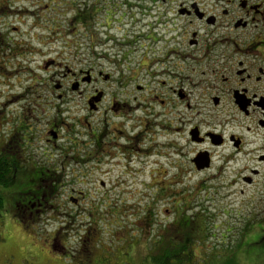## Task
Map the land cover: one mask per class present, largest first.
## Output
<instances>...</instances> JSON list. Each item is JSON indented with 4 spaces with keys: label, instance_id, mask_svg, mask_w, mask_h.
<instances>
[{
    "label": "rangeland",
    "instance_id": "rangeland-1",
    "mask_svg": "<svg viewBox=\"0 0 264 264\" xmlns=\"http://www.w3.org/2000/svg\"><path fill=\"white\" fill-rule=\"evenodd\" d=\"M183 1L188 0H101L94 32L81 28L72 36L74 30L68 32L66 27L72 12L62 7L65 0H0V34L25 45L17 56L8 57L0 50V142L25 122L33 126L27 136L30 143L23 150L26 159L30 157L43 167H59L65 159L63 153L44 141L46 125L58 113L53 85L58 79L55 76L62 74L59 69L44 65L50 60L74 72L94 66L95 71L111 74L114 82H128L124 89L116 83L96 84L107 92L101 113H105L115 94L117 100H125L124 90L129 93L131 108L126 109L131 120L126 129L138 126L143 109L151 114L155 111L150 99L145 98L156 92L155 82L141 69V61L146 56L155 58L157 47L142 36L159 33L156 20L157 12L163 11L158 9L162 2H173L175 6ZM112 10L111 20L103 23L105 13ZM94 38L98 39L94 42ZM30 49L34 52L29 53ZM62 84L66 85L64 81ZM92 86L86 90L92 91ZM138 87L147 90L140 91ZM68 100L61 106L64 117L72 123L73 131H82L84 127L78 125V120L86 113L84 101L76 94H70ZM190 107L178 109L181 127L204 121V125L221 128L225 133L240 131V119L227 105L223 110H213L211 104L192 100ZM102 120L104 116H94L93 128H100ZM245 125L253 124L249 121ZM154 140L155 143L147 144L155 146L151 157L133 156L131 162L116 159L115 166L93 169L87 180L67 177L64 191L52 202L57 212L48 213L30 228L13 216L12 205L8 202L6 206L3 197L6 208L0 214V229L9 233L14 242L0 256V264H155L153 258L163 249L165 254L172 243L169 237L179 230L176 222L189 227L188 217L197 220L190 235L195 241L193 264H264L262 176L252 187L239 182L229 188L223 178L209 183L206 178L210 173L194 172L187 159L176 165L178 159L173 150L161 145L167 141L160 134ZM180 142L183 145L186 139ZM65 144L69 142L58 143ZM22 189L21 184L0 187V193L16 197ZM69 195L77 204L70 202ZM56 237L64 249L52 248Z\"/></svg>",
    "mask_w": 264,
    "mask_h": 264
},
{
    "label": "flooded vegetation",
    "instance_id": "flooded-vegetation-1",
    "mask_svg": "<svg viewBox=\"0 0 264 264\" xmlns=\"http://www.w3.org/2000/svg\"><path fill=\"white\" fill-rule=\"evenodd\" d=\"M162 8V12H157L156 20L159 33L142 36L157 47L155 58L149 59L145 54V60L141 61V69L155 82L156 92L145 98L150 99L155 111L151 114L148 109H143L138 126L126 129L131 121L126 109L131 108L129 93L124 90L125 100H117L115 94L105 113H101L107 92L96 84L116 83L119 89H124L128 82H114L111 74L95 71L90 65L87 68L82 65L85 70L74 72L68 66L60 68L54 60L45 62L46 67L59 69L62 74L55 76L58 79L53 85L58 113L46 125L44 141L56 152L63 153L65 159L59 162V167H43L37 163L43 169L38 172L33 164L36 162L24 157V147L30 143L27 136L33 129L25 122L2 138L0 154L15 152L16 159L26 165V169L16 175L15 180L23 185V189L17 194L18 198L13 196L12 204L13 216L22 219V224L30 228L48 213L57 212L52 202L64 191L67 177L71 176L73 181L87 180L93 169L115 166L116 159L131 162L133 156L138 159L151 157L155 146L147 144L155 143L157 134L167 141L161 145L173 150V156L178 159L176 165L181 159H187L194 172L210 173L206 178L209 183L220 182L223 178L229 188L239 182L252 187L262 176L264 184V0H214L209 3L188 0L175 6L173 2H162L158 9ZM109 13L103 17L105 24L111 20ZM6 37L8 57L20 55L25 45L11 42ZM3 46L4 40L0 50ZM27 48L30 47L24 49ZM33 52L30 49L29 53ZM90 86L92 91H87L86 87ZM137 90L147 89L138 87ZM70 94H76L84 101L86 113L78 120V125L84 127L82 131H73L72 123L61 110V106L68 103ZM192 100L211 104L213 110L229 106L240 119V131L225 133L221 128L204 125V121L188 122L187 127L186 124L181 127L178 109L183 106L190 109ZM96 115L104 116L98 129L91 123ZM115 121L119 122L114 124ZM249 121L252 127H243ZM64 131L66 135L63 136ZM182 138L186 139L185 145H181ZM60 141L69 144L59 146ZM201 156L209 161V167L198 171ZM67 197L77 204L72 195ZM58 239L53 240L52 248H63Z\"/></svg>",
    "mask_w": 264,
    "mask_h": 264
},
{
    "label": "trees",
    "instance_id": "trees-1",
    "mask_svg": "<svg viewBox=\"0 0 264 264\" xmlns=\"http://www.w3.org/2000/svg\"><path fill=\"white\" fill-rule=\"evenodd\" d=\"M100 2L101 0L96 1V2L94 0H91V1L90 0H65V3L63 4L62 7H65L67 12H72V17L67 21V24H66L68 32L74 30L72 36H76L77 35L76 33H78L81 28L86 29L91 34L94 32L95 19L98 14L97 4H99ZM68 5H70V7ZM111 9L114 10V7H111ZM113 10L109 14L110 17L113 16L112 14ZM22 12L23 11H21L20 13ZM54 23H57V22H54ZM97 39L98 38H94L93 39L94 42ZM3 40H4V46L2 48L3 49L2 53L3 55H7L8 53L7 48L9 45H8V41H7L8 39L6 37V34L5 35L0 34V46H2ZM78 48H79V44H76L75 49L77 50ZM33 164L38 168L37 169L38 172H43V169L39 168V166L37 165V162L36 164L35 163ZM25 166L26 165L22 160L18 161V159H16L15 152L11 151V153L9 154H2V155L0 154V187L5 189V188H10L15 185H18V183L20 182L15 180L16 175L24 171V169H26ZM31 186H32V183H31ZM53 187L54 185H52V188ZM3 197L6 200V206L8 202L10 203V205H12L14 202V197L12 194L5 192L4 196H2L0 193V214H2V212L6 208L4 206ZM16 197L18 198L19 195H17ZM7 198H9V200H7ZM188 218L190 219V222H191L189 227L186 226L185 223L180 224V222H176L175 226L178 225L179 230H177V228L174 227L177 230L175 231L176 234L169 237L172 240V243L168 245L165 254L163 252L164 250L163 249L159 256H156L153 258V261L155 262V264H193L194 253H193L192 245L195 241L190 235L194 233V230L196 228L195 222L197 220L195 221L194 218L192 217H188ZM176 240L178 243L176 242ZM159 250L161 251L160 248L158 249V251Z\"/></svg>",
    "mask_w": 264,
    "mask_h": 264
},
{
    "label": "snow or ice",
    "instance_id": "snow-or-ice-1",
    "mask_svg": "<svg viewBox=\"0 0 264 264\" xmlns=\"http://www.w3.org/2000/svg\"><path fill=\"white\" fill-rule=\"evenodd\" d=\"M13 242V237L9 233L0 229V256H3L4 252L11 247Z\"/></svg>",
    "mask_w": 264,
    "mask_h": 264
},
{
    "label": "water",
    "instance_id": "water-1",
    "mask_svg": "<svg viewBox=\"0 0 264 264\" xmlns=\"http://www.w3.org/2000/svg\"><path fill=\"white\" fill-rule=\"evenodd\" d=\"M209 167V161L206 160L205 156H201L198 158L197 170L201 171L207 169Z\"/></svg>",
    "mask_w": 264,
    "mask_h": 264
}]
</instances>
